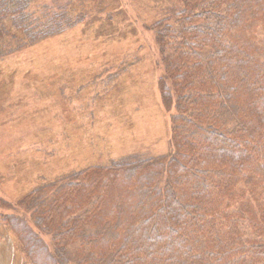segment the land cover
Segmentation results:
<instances>
[{
	"label": "trees",
	"instance_id": "1",
	"mask_svg": "<svg viewBox=\"0 0 264 264\" xmlns=\"http://www.w3.org/2000/svg\"><path fill=\"white\" fill-rule=\"evenodd\" d=\"M172 3L145 25L169 153L73 170L0 201L22 264H264V0ZM87 5L0 0V59L78 24Z\"/></svg>",
	"mask_w": 264,
	"mask_h": 264
},
{
	"label": "rangeland",
	"instance_id": "2",
	"mask_svg": "<svg viewBox=\"0 0 264 264\" xmlns=\"http://www.w3.org/2000/svg\"><path fill=\"white\" fill-rule=\"evenodd\" d=\"M86 3L78 24L0 59V201L73 170L170 151L161 57L145 25L172 0ZM22 262L0 223V264Z\"/></svg>",
	"mask_w": 264,
	"mask_h": 264
},
{
	"label": "crops",
	"instance_id": "3",
	"mask_svg": "<svg viewBox=\"0 0 264 264\" xmlns=\"http://www.w3.org/2000/svg\"><path fill=\"white\" fill-rule=\"evenodd\" d=\"M5 254H7V255H8V253H6V252H5Z\"/></svg>",
	"mask_w": 264,
	"mask_h": 264
}]
</instances>
